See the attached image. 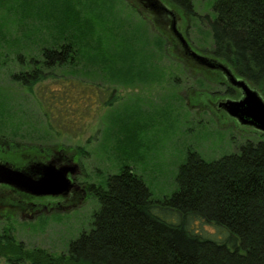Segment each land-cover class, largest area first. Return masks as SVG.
<instances>
[{
  "label": "rangeland",
  "instance_id": "obj_1",
  "mask_svg": "<svg viewBox=\"0 0 264 264\" xmlns=\"http://www.w3.org/2000/svg\"><path fill=\"white\" fill-rule=\"evenodd\" d=\"M18 1L25 0H0V117L5 120L0 128H10L3 141L6 148V141H13L18 148L34 143L48 151L62 146L60 150L81 165L82 174L76 181L87 188L103 185L109 175L128 165L143 178L153 197L162 199L176 190L178 167L189 150L214 160L260 138L251 129L238 128L216 116L211 109L217 101L205 105V101L193 99L199 91L237 97L227 96L223 86L201 82L189 70L182 71L171 53L172 45L155 27L165 26L149 25V19H144L151 14L137 0H34L33 17L27 20V15H22L24 24L19 23ZM165 1L184 12L187 21L181 24L187 27L193 46L211 54L208 22L215 15L213 0H192L191 12L173 0ZM47 6L55 17L68 9L79 12L83 23L92 21L99 39H95L97 48L103 55L77 57L74 64L50 69L51 76L30 92L11 75L22 70L16 59L20 52L40 58L41 47L56 46L51 39L56 35L54 28L38 17L44 14L39 7ZM25 29L33 32L30 42L24 39V33H31ZM79 32L84 35L82 28ZM125 55L129 69L119 73L113 64L101 67L104 60L117 63L115 58L122 61ZM129 76L131 79L124 80ZM113 92L121 100L107 104ZM80 147L86 155L79 154ZM89 192L78 190L68 208L55 207L37 215L4 210L0 213V238L13 235L30 252L39 248L53 255L66 252L71 241L91 228L93 214L99 209L98 199ZM0 264L9 263L0 256Z\"/></svg>",
  "mask_w": 264,
  "mask_h": 264
},
{
  "label": "trees",
  "instance_id": "obj_2",
  "mask_svg": "<svg viewBox=\"0 0 264 264\" xmlns=\"http://www.w3.org/2000/svg\"><path fill=\"white\" fill-rule=\"evenodd\" d=\"M31 1L34 0L18 1L15 5L20 24L25 22L22 15H27V20L33 17L35 8ZM173 1L191 12L192 0ZM213 2L215 15L208 22L213 49L209 53L228 64L264 97V0ZM39 9L44 14L38 17L56 32L51 38L56 46L41 47L40 58L25 56L23 51L17 54L22 70L12 74V80L30 92L51 76L50 69L74 64L77 57L103 55L97 48L95 39H99L92 21L83 23L79 12L68 9L59 12L60 18L48 6ZM144 20L149 25L156 24L151 16ZM155 27L158 35L172 45L166 29ZM81 28L84 35L79 32ZM25 32H31L24 33V39L30 42L33 32ZM130 45L133 49L134 41ZM173 49L172 45L171 53L182 71L189 70L201 82L223 86L227 96L239 95V91L223 82L218 71L183 61L173 54ZM127 56L122 61L116 57L117 63L104 60L101 67L110 63L121 73L130 68ZM207 94L199 91L193 99L203 101ZM109 97L110 105L111 101L121 100L114 92ZM3 119L0 117V124L5 123ZM8 130L0 128L1 140L7 139ZM259 135L258 140L247 141L238 152L214 160L189 150L178 167L176 190L162 199L154 198L143 178L125 165L109 175L103 185L89 188L99 201V209L93 214L91 228L71 241L66 252L53 255L41 248L30 252L13 235H2L0 256L9 264H264V134ZM61 148L56 145L48 151L33 143L7 154L16 166H22L24 161L46 151L63 153ZM77 151L87 154L81 147Z\"/></svg>",
  "mask_w": 264,
  "mask_h": 264
},
{
  "label": "water",
  "instance_id": "obj_3",
  "mask_svg": "<svg viewBox=\"0 0 264 264\" xmlns=\"http://www.w3.org/2000/svg\"><path fill=\"white\" fill-rule=\"evenodd\" d=\"M144 5L145 7L141 6L147 10L150 8L157 12H170L174 19H177L176 13L170 10L163 0H144ZM175 20L172 34L185 49L187 57L196 65L221 70L230 86L241 92L240 97L225 98L218 106L241 125L264 133V97L244 78L238 77L228 64L194 50L184 34L177 29ZM78 169L77 163L63 159L60 154L54 152L46 161L32 158L22 166L0 159V184L36 196H66L77 186L73 176L77 174Z\"/></svg>",
  "mask_w": 264,
  "mask_h": 264
},
{
  "label": "flooded vegetation",
  "instance_id": "obj_4",
  "mask_svg": "<svg viewBox=\"0 0 264 264\" xmlns=\"http://www.w3.org/2000/svg\"><path fill=\"white\" fill-rule=\"evenodd\" d=\"M167 6L170 8V10H172L173 12L176 13V20L174 19V16L167 11H155V10H150V8H148L150 11L149 13L152 16V19L154 22L156 23H160L163 26H165L164 28L166 29L167 32V36L171 37L173 40V54L178 53V57L180 59H182L183 61L186 62H190L194 65L195 62L191 59L188 58L187 55L185 54V49L182 47V45L179 43V41L177 40V38H175L172 34V28H173V23L174 20L177 22V29L179 31H181L184 36L187 38L188 42L190 43V45L192 46V48L194 50H196L197 52L209 56L211 58H215L221 62H223L221 59L215 57L212 54H206L203 50H199L198 48H196L195 46H193L191 40L188 37V30L187 27L184 26V28L182 27L181 21L186 22V18L184 15V12H180V9H178V7H176L175 4H170L168 3V1L163 0ZM138 5H144V0H138ZM177 4L180 5V3L176 2ZM192 3V2H191ZM142 6V7H143ZM199 66V65H196ZM199 67H203V66H199ZM206 69H210L207 67H203ZM210 70H215L218 71L222 78H223V82L226 85H230L227 81V77L225 76V74L219 70V69H210ZM234 71V70H233ZM235 73V72H234ZM236 74V73H235ZM237 75V74H236ZM238 77H240L239 75H237ZM242 78V77H241ZM235 90L239 91L238 89L234 88ZM208 96V97H206ZM203 99V101H205V105L207 104L206 101H217L215 103H213L212 106V112L216 115V116H223L226 121L228 122H232L234 123L238 128H244V129H251V131H254L258 134H264L260 131H257L253 128H249L247 126H243L241 125L235 118L230 117L223 109H221L218 104L219 102H221V100H224L225 98H232V97H220L217 94H213V93H208ZM241 96V92L239 91V95L237 96L240 97ZM191 101L192 98H190ZM4 140L0 139V159L3 161H9L11 162V160H9V155L7 154V152L10 150L11 152L16 151V148H13L12 146H14V142L11 141H6L7 143V148L5 147V142H3ZM9 149V150H7ZM50 154H52V152H44L43 154L40 155H34L33 159L36 160H40V161H46L48 160V158H50ZM57 154H60L62 156L63 159H69L68 156L66 155V153H62V152H57ZM32 158L24 161V164L28 163V161H30ZM79 165V169L76 175L73 176V179L76 181V176L77 175H81L82 174V167L80 164ZM77 186L76 188L72 189L68 195L66 196H36V195H31L22 191H19L17 189H14L11 186L5 185V184H0V213H2L4 210H9V211H13L15 213V211H20L22 213L28 212L29 215H33V214H41L42 212L46 211V210H50V209H54L55 207H59V208H68L69 207V203L71 201H73L75 199V195L77 194L76 192H78V190H82L84 194L87 193V191L89 192V188L92 185H89V187L87 188L86 186L81 187V184H79L77 181ZM2 215V214H1Z\"/></svg>",
  "mask_w": 264,
  "mask_h": 264
}]
</instances>
